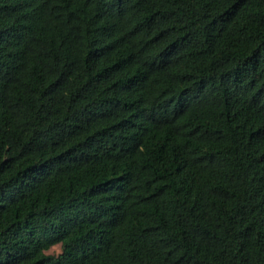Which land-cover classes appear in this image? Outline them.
Wrapping results in <instances>:
<instances>
[{
    "label": "trees",
    "instance_id": "obj_1",
    "mask_svg": "<svg viewBox=\"0 0 264 264\" xmlns=\"http://www.w3.org/2000/svg\"><path fill=\"white\" fill-rule=\"evenodd\" d=\"M0 264H264V0H0Z\"/></svg>",
    "mask_w": 264,
    "mask_h": 264
},
{
    "label": "rangeland",
    "instance_id": "obj_2",
    "mask_svg": "<svg viewBox=\"0 0 264 264\" xmlns=\"http://www.w3.org/2000/svg\"><path fill=\"white\" fill-rule=\"evenodd\" d=\"M60 252H61V246L56 245V246L52 247L47 253L52 254V255H58Z\"/></svg>",
    "mask_w": 264,
    "mask_h": 264
}]
</instances>
